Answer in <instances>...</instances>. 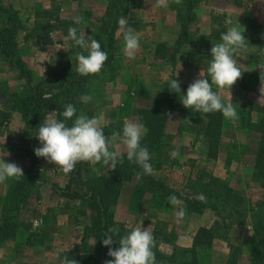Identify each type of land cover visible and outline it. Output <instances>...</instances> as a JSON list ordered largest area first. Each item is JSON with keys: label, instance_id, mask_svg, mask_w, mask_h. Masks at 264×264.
<instances>
[{"label": "rangeland", "instance_id": "374dc122", "mask_svg": "<svg viewBox=\"0 0 264 264\" xmlns=\"http://www.w3.org/2000/svg\"><path fill=\"white\" fill-rule=\"evenodd\" d=\"M144 1L145 0H141V7L139 9L129 10V15L137 18L139 27L135 29V31L139 37V41L148 38V43L151 44V41L153 42L151 34L154 35L152 32L155 31V29L152 27L150 18L152 12L156 8L150 7V4L148 3L149 0L147 1V5L149 7L145 4L143 5ZM175 1H173L172 6L183 7L181 23L185 22L187 20L184 15V7H186V4L184 0H180V2L177 3L178 5H176ZM52 2L50 3L49 0H31L30 6L25 7L21 6L20 0H0V4L11 6L16 9L19 12L22 21L30 19L31 22L29 21L27 25L32 23L33 18L31 10L34 8H41L44 10L42 8L44 4L50 6L45 10L51 9L53 11L54 14L51 18L52 20L58 18L60 20L65 19L74 21L77 17H83L84 19L82 23L78 25V35L83 36L85 39L87 38L85 35L90 31L91 26L96 24V20L100 18L105 11V2L102 0H58L57 2ZM198 4L193 10L194 14L192 12L194 16L192 22L189 24L190 38L192 35L191 33H193L191 25L198 21V12L196 10L198 8ZM237 6L238 7H236L234 12L236 17L233 18L236 20L235 22H241L243 19H246L247 16L254 17V21L256 22L253 24L255 37L263 39L264 30L261 32V29H259L258 26H264V0H239ZM168 10L164 13L174 15L173 9L168 7ZM154 13L156 12L154 11ZM220 13H214L212 16V19L216 20L215 23L217 25L221 22L223 24L226 19H229L227 15L225 16ZM200 19L203 20L205 18L201 16ZM163 30L169 34L173 33V29L171 28ZM207 30V27H205L203 32L204 35H207ZM176 32L178 35L180 32V25ZM50 34L52 35H50V41H52L46 45L42 44V42L38 39H36L35 42L25 44L21 41V34H19L20 36H17L18 41L21 43L19 48L22 59L26 62L36 79L42 78L47 81L51 80V73H53L54 69H57L58 66H61L62 64L59 57L66 54L71 48L70 41L66 40V36H63L61 32L52 31ZM165 36L163 35V38H165ZM115 38L117 39L118 48L122 51L123 34L120 31H117ZM54 43L59 45L55 46ZM263 45L264 43H262V48H259V46L257 47L260 49V53L258 54L259 59L256 66L257 70L254 68L252 69L258 73L256 78L255 76H252L244 80L247 86L249 85V88H251L252 91L255 90V93L259 95L260 98H256L253 95L239 98L242 102L237 106V108L235 107L239 118L241 116L245 117L248 112H252L251 119L255 120L256 117L254 109L257 106V102H261L262 99L264 102V92L260 93L259 80L260 71L261 69H264ZM241 57L244 58L245 56L240 53L239 58ZM236 59H238V57ZM157 60L168 69H175L177 66V62L175 66L172 67L167 63L165 64L163 60ZM180 60L182 61V59ZM58 61L61 62V64H58ZM178 64H180V62H178ZM149 65L152 66L148 67ZM159 65L160 64H155L150 54L147 52L142 60L139 59L135 65L133 64V68L129 65V67L133 69L131 70V76L135 75L132 78L133 84H135L134 87L138 82L142 85V88L146 90L145 99L138 101V95L134 92L135 88L128 89V85H124L125 87L120 86L121 90H118V86L117 84L114 85V82L109 83L106 87H102L98 82H95V84H92L89 87L88 94L85 93V95H91L92 100L88 103H83L86 110L80 111L79 115L84 114L88 116V113H90L92 117H101L102 127L105 130L103 131L108 137H111L113 133L122 134V129L126 122H138L136 110L141 108V106L152 107L155 102L154 100L156 99L155 96H158L159 98L162 95H160V90H163L167 84V87H169L170 82L174 80L173 75H168L167 73L160 71L158 69ZM205 77L210 79L208 76ZM240 79H242V76ZM52 81L48 87L49 94H58L60 91L56 86L60 84V80H55L54 78L55 83ZM239 81L237 82L239 83ZM237 82L233 86L236 87L238 85ZM32 83L34 84V82ZM28 88V84L24 80L19 79L16 71L9 67L0 56V109H8L9 94L26 93ZM180 88L186 95L187 88L183 86H180ZM235 89L228 93L229 90L227 89L220 91L216 89L215 86L213 87V91L219 92L221 101L225 105L227 101H231L230 99L236 100V98H233L232 96L233 92L237 95ZM118 91L122 92V94H119ZM167 91L169 92L170 90ZM47 96L48 95H46V97ZM233 104L235 105L236 103ZM79 106L81 107V105ZM178 113H185L187 115L195 114L197 117H200L198 116L200 112H195L192 109L185 112H174L175 115ZM51 115H56V113L54 111L46 113L43 122L46 116ZM196 116L194 119H197ZM239 118L236 120H224V132L222 133L221 144L215 158H213L210 153L208 154L209 151L204 139L194 141L192 136L193 133L188 134L184 132L185 135H183V139L175 141L176 143L181 144V150L179 151L178 158H172V151H168L166 149L169 144L166 145L165 140L163 141L162 139L161 147L154 151V158L161 163L159 169L154 172V177L167 185L173 191H176L181 195L184 194L185 196H188L203 193L205 191L204 186L210 183V178L206 175H210L218 179L217 184H219L220 187L224 184H228L229 187L239 191L252 207H255L261 201L262 195L264 194V180L258 179V181H256L252 176V173L254 172L252 166L253 150L257 144V138L255 135L246 133L245 130L241 128V125H239ZM23 121L24 120L21 118L20 114L14 112L10 115L9 119H7L2 126H0V159H3L6 163L14 162L25 170L30 166V158L34 157L36 160V168L39 179L35 190L29 198L30 207L24 214L25 221L30 224V229L27 232L20 233V235H24H19L16 240L13 239L0 244V264H18L21 261H27L24 257L25 255H27L29 260L37 259L36 257L38 254L35 252L36 246L30 247L28 245L29 243L32 244V239H34V243L41 245L43 240H41L42 237L40 236V233H42V230L46 227V225H51V223H55L56 220H59L60 223L62 222V225L64 226V231L63 229L58 230L61 236L63 234L67 236L68 231L71 229V232L78 234L81 233L80 236L83 238L84 229L89 227L91 224L92 206L89 198L85 196L77 200H70L60 196L62 188L67 185L68 175H64L60 170L56 169L54 164H49L44 160V158H38L35 155L34 149L41 147L40 142L38 143V146L34 148L31 147L29 150L30 153L28 154L25 142L26 140L31 141L35 132L26 128ZM185 125L187 126L184 127L183 123L176 121V119H172L169 129L178 131L179 129H177V126H180L185 131H192V127H189L188 124ZM183 148L187 152L182 150ZM109 150L117 152L118 155L125 152L119 139L111 144ZM164 152H166L165 156L163 155ZM106 168L107 167H104L102 164L94 165L83 162L78 166V176L81 179H84L94 175H99L107 170ZM42 169L43 172L41 171ZM201 174L206 176H204L205 179L198 181V184L195 185L194 182ZM133 184H125L122 187L121 193L123 190H127V188H125L126 185ZM193 184L195 185L194 187H192ZM209 185L212 186L213 183H210ZM5 187L6 181L0 184V195H3ZM145 187L146 186H144V188ZM74 189H77L80 193L83 191L78 186L77 188L74 187ZM149 189L152 192L151 199L141 201L138 204V208H136L137 214L129 216L126 215L124 218L127 220L126 224L125 222L123 223L125 220L118 214L117 216L119 218L116 223L124 225L128 231H131L135 227H140L141 229L149 228L151 233L153 231H161L162 235L159 241V249L162 253L170 254L172 247H175L177 250L189 247L191 245L192 235L195 234L198 227L201 225L205 226L211 224L210 221L212 220V216L210 218L209 216L201 217V215H189L187 212L185 218L180 223H177L175 220V212L179 211L181 208L185 209L184 202L178 199L179 203L173 206L169 203L168 198H165L162 193L151 188ZM128 192L129 191L125 192V197H127ZM50 200L53 201L51 204H54L55 208L52 209L54 211L49 213L47 212L48 208L45 206V202L47 205ZM64 202L70 204L66 209L63 206ZM45 212H47V214ZM205 212L214 214L211 210H206ZM133 217H135V219ZM33 221H40L39 225L35 227V229L33 227ZM210 226L214 227L213 224ZM59 227L62 228V226ZM248 229L249 228L232 227L227 234L223 236H221L222 231H220V236L216 237L213 246L210 249L201 250L200 264H226L231 255H236V259L234 261L235 264H246L245 257L248 248L246 242V232ZM27 233H31V236L34 237L32 238L30 236L28 243H26L28 238ZM21 237H23V240ZM20 240H22V242ZM67 241H70L69 236L66 239L60 237L58 242L63 244ZM91 244L92 242L89 243L90 246ZM20 245L25 246L21 247ZM65 248V246H61V250ZM72 249L73 247H71V249L69 248V250ZM58 254H52L55 256V261L53 260V263H61L58 259Z\"/></svg>", "mask_w": 264, "mask_h": 264}, {"label": "trees", "instance_id": "16d2710c", "mask_svg": "<svg viewBox=\"0 0 264 264\" xmlns=\"http://www.w3.org/2000/svg\"><path fill=\"white\" fill-rule=\"evenodd\" d=\"M102 1L105 2L104 14L96 20L94 26H91L85 37L88 40L94 38L100 41L101 50L107 52L108 59L103 69L98 75L80 76L76 71L75 53L82 50L74 47L72 41L69 40L71 48L65 55L59 57L62 64L58 61L61 66L54 69L51 73L52 79L49 81L42 78L36 79L33 76V72L22 59L17 36L21 32H25V41L38 39L46 45L51 42L50 33L52 31H59L63 36H67L68 28H78V25H75L74 21L71 20L58 18L52 20L54 13L51 9L34 8L31 10L32 23L28 26L27 23L30 19L22 21L16 9L0 4V56L9 67L16 71L17 77L24 80L29 86L26 93L9 94L8 109H0V126L9 119L12 113H19L26 128L35 132L31 141L26 140L25 142L28 154L31 147L38 146L39 140L36 136L46 113L54 111L57 118L62 119L59 113L64 111L65 105L72 104L76 108L77 115H79L80 111L86 110L79 97L82 94H88L89 87L95 82H98L102 87L115 82L120 70L124 68V53L118 48L115 38L119 28L118 19L124 16L128 26L137 29V18L130 16L129 10L139 9L141 0ZM184 2L186 4L184 15L187 20L180 23V32L175 41L172 44L157 43L153 48L154 57L163 60L165 64L167 63L172 67L175 66L182 49L191 42L189 24L194 16L193 10L200 0H184ZM218 25L219 28L216 24L213 34L220 39L221 33L227 30L225 23L222 24L221 22ZM54 78L60 80V84L56 86L60 92L50 95L48 87L52 80L55 83ZM240 85L241 88L250 90L246 83ZM46 95L48 96L46 97ZM183 95L185 92L182 89L180 93L170 90L155 100L152 107H141L136 110L138 122L143 123L147 129V134L142 138L141 144L148 148L151 155L150 163L155 171L159 169L161 163L154 158V151L161 147L169 114L190 110L186 109L179 101ZM254 113L255 120L251 119L252 112H248L245 117L238 118L241 128L257 138V144L253 150L252 166L254 172L252 176L258 181V179L264 180V102L255 107ZM88 114V117L91 118L92 115ZM200 114L204 120V127L199 130H202L201 135L206 142L208 154L210 153L215 158L221 144L225 118L220 112L209 114L200 112ZM67 123L71 125L72 121ZM194 130L196 129L194 128ZM118 156L124 159V163L118 164L114 171L107 169L99 175L81 179L78 176L80 163L75 172L68 174L67 185L62 188L60 196L70 200L87 196L92 206V216L91 224L84 229L80 244L75 245L72 250L60 252L58 254L59 261L63 260L65 256L69 259H75L77 264H104L106 260L112 259L107 255L108 248L102 243L104 233L109 227L119 229L118 237H113L115 243L112 247L115 249L119 247V237L130 232L124 225L116 223L114 206L120 197L122 187L125 184L135 183L159 191L165 198L175 195L184 202L186 212L189 215H202L206 210H211L216 217L214 227H199L192 236L189 247L180 250L173 247L170 254H164L159 249L162 232L153 231L152 234L155 239L153 251L156 256V264H200L201 250L210 249L216 237L220 236V231H222L221 236H223L232 227L249 228L246 232L248 246L245 257L246 264H264V194L261 201L252 207L239 191L229 187L228 184L220 187L217 184V178L206 175L213 185L210 186L208 183L204 186L205 191L201 194L205 199H201V194L181 195L156 179L154 173L149 176H141L138 179L136 173L140 172L141 169L136 164L127 161L126 152ZM204 176L199 175L194 184L196 185L198 181L205 179L206 176ZM38 179L36 160L32 157L30 158V166L23 170V177L18 181H6L4 193L0 195V244L13 239L16 240L20 233L30 229V224L25 221L24 214L30 207L29 198L36 188ZM194 184L192 187L195 186ZM77 186L83 190V193L74 189ZM90 242H92L91 246L89 245ZM235 259L236 255H231L226 264H235Z\"/></svg>", "mask_w": 264, "mask_h": 264}, {"label": "clouds", "instance_id": "9594fccd", "mask_svg": "<svg viewBox=\"0 0 264 264\" xmlns=\"http://www.w3.org/2000/svg\"><path fill=\"white\" fill-rule=\"evenodd\" d=\"M177 3L180 0H176ZM157 8L168 7V0H156ZM83 17L74 20L75 25H80ZM225 26L232 25V20L226 19ZM118 31L123 34L122 51L129 60L135 59L140 48L139 37L134 28L128 26L124 16L118 19ZM219 28V25H217ZM241 26L227 27V31L221 33L220 42L211 48V60L207 69L208 78L200 74V78L194 80L187 88L186 95L181 96V103L186 109L205 114L220 112L226 120L238 119L236 108L232 102L224 104L218 91H213V86L222 91L230 90L241 78V64L237 63L235 54L245 50L244 29ZM70 40L77 51L76 71L80 76L98 75L108 59L106 51L101 50V43L96 39H85L78 35L77 27H69L65 37ZM86 53V54H85ZM241 65V66H238ZM260 93L264 92V69L260 75ZM210 81V82H209ZM170 90L180 93V84L176 79L170 82ZM81 103L92 100L91 95H81ZM62 119L56 115L46 116L44 122L39 126L37 139L41 147L34 149L38 158H44L49 164H54L56 169L64 175L73 173L77 165L83 162L90 164H102L109 171H114L118 164H123L124 159L117 152L110 151L111 144L119 139L126 152L127 161L136 164L141 171L136 173L137 178L152 175L155 171L150 163L151 155L146 146H142V138L147 134L143 123L128 121L124 124L121 133H113L111 137L105 135L102 127V118L94 116L89 118L84 114L77 115L76 108L67 104L64 111L59 113ZM75 117V119H73ZM171 117V114H169ZM72 121L71 125L67 122ZM172 158L179 157V151L172 152ZM43 172V169L41 170ZM23 177V169L16 163H6L0 159V184L7 180H19ZM201 199L205 197L201 194ZM168 201L175 206L179 203L175 195H170ZM186 216V210L181 208L175 212V220L180 223ZM40 221H33V227H37ZM119 229L109 227L104 233L103 246L108 248L107 255L112 259L106 260L104 264H156V256L153 251L155 239L148 229L140 227L133 228L129 233L119 237L118 248H113L115 243L113 237H118ZM61 264H77L75 259L67 256L61 260Z\"/></svg>", "mask_w": 264, "mask_h": 264}, {"label": "crops", "instance_id": "0c3cea01", "mask_svg": "<svg viewBox=\"0 0 264 264\" xmlns=\"http://www.w3.org/2000/svg\"><path fill=\"white\" fill-rule=\"evenodd\" d=\"M21 1V6H30L31 4V0H20ZM57 2L58 0H49V2ZM145 0L143 5L145 4L147 7H149L147 4H150V7L152 8H156L154 9V11L156 13H154V11L152 12L151 15V24L152 27L155 29V31H153L152 33H154V35L151 34V38L153 39V42L151 41V44L148 43V38L145 39L147 41H145L144 39H142L141 41H139L140 43V48L138 50V52L136 53V57L135 59L129 60L126 57L124 58V68L120 70L119 75L117 77V80L113 83L114 85L117 84V88L118 90L120 89V86L125 87L124 85H128V89H134L135 93L138 95L137 100H142L145 99V95H146V90H144L142 88V85H140V83L138 82L136 84V86L134 87L135 84H133L132 78L135 75L131 76V67H134L133 64L135 65L137 63V61L139 59H143L146 55V52L148 54H150L151 58L153 59V61L155 62V64H160L158 69L160 71H163V73H167L168 75H173V78L176 79L178 81V83L180 84V86L186 87L188 88V86L197 78H200V74L202 77L207 78L205 76H208L207 74V69L209 67V62L211 60V48L213 45L217 44L220 42L219 38H216L213 34V31H215V21L214 19H212L213 14L214 13H220L223 15H227L228 18H231L232 20V25H228L225 26L226 30L227 27H231V26H238V24L241 26V31H243L244 29V36H245V45L246 48L245 50H243L242 52H239L237 54H235V59L238 57L237 63L241 64L238 66H241V70L242 72V79H239V83L237 82V86H232L233 89H235L237 95L233 92L232 96L233 98H236V100H232L231 101H227L226 104L232 102V103H236L234 106L237 108V106L239 104H241V100H239V98L242 97H246L248 95H253L256 98H260L259 95H257L255 93V90L252 91V89L250 88V90H245L243 88H241V83H246L244 80L252 77V76H257V72L253 71L252 69L254 68L255 70H257L256 66L258 63V54L260 53V49H258L257 47L259 46V48H262V43H264V38H256L255 37V30L253 27V24L256 23L254 21V17H250L247 16L246 19H243V21H238V23H236L233 18L236 17L234 15V12L236 10L237 3H239V0H201L198 4V8L197 10V15H198V21L194 24L191 25V27L193 28L191 33V42L185 47L183 48L181 54L179 55V57L177 58V66L175 69H168L165 65H163L162 63H160V61L157 60V58L154 57L153 55V48L157 43H167V44H172L176 37H177V32L176 30H178L179 25L181 23L182 20V12H183V7H173V1L175 0H168V7L170 9H173L174 11V15H169V10L168 7L167 8H157L156 5V0ZM52 2V3H53ZM176 2V1H175ZM176 5L177 2H176ZM201 5V6H200ZM50 6H47L46 4H44V6L42 7L43 9H48ZM168 10V13H164L165 11ZM206 13V14H205ZM101 16V14H100ZM201 16H203V18L205 19H200ZM200 17V18H199ZM31 22V21H30ZM203 25V26H202ZM30 26V25H28ZM139 27V26H138ZM137 27V28H138ZM205 27H207V35H204V29ZM252 27V28H251ZM171 28L173 29V33L169 34L167 32H164L163 29H168ZM259 29L264 30V26H258ZM175 30V32H174ZM22 36V43H29V42H35L36 39L34 41H31L30 39L25 41V32H21L20 33ZM150 34V33H149ZM51 35V34H50ZM163 35L165 36V38H163ZM171 35V36H170ZM20 36V35H19ZM52 36V35H51ZM52 41V40H51ZM18 44L20 46V41H18ZM55 46H58L59 44L54 43ZM264 48V45H263ZM258 49V50H256ZM256 50V51H255ZM243 54L245 57H241L239 58V54ZM63 54V53H60ZM65 55V54H64ZM182 59V61L180 60ZM137 60V61H136ZM178 62H180V64H178ZM152 65H149L148 67H151ZM249 66V67H248ZM248 67V68H246ZM246 68V69H244ZM170 71V72H168ZM248 75V76H247ZM247 85V84H246ZM168 84L164 87L163 90H160V95L163 93L168 92L167 90H170L169 87H167ZM214 87V86H213ZM249 87V85H248ZM255 88V87H254ZM233 89H230L228 91L231 92L233 91ZM117 90V89H116ZM228 90V89H227ZM124 91V90H123ZM127 91V90H126ZM258 92V91H256ZM116 93V92H115ZM119 94H122V92L118 91ZM251 93H255V94H251ZM142 95V96H141ZM156 99L158 98V96H155ZM232 98V97H231ZM155 99V100H156ZM154 100V101H155ZM263 103V99L261 100V102H257V105H262ZM144 107V106H141ZM149 107V106H148ZM192 114V113H191ZM177 115V117H176ZM172 114L171 117H169V119L167 120L166 123V127H165V131H164V136H163V141L165 140V144H169L167 145L166 149L168 151H180V143H176V140H182L183 139V135H185L184 132L188 133V134H192L193 133V139L194 141H200L203 140V137L201 135V131L199 130L200 128L202 129L204 127V120L202 115H198L200 117H197L195 114L193 115H187L185 113H178V114ZM197 117V119H194V117ZM239 117V115H238ZM172 119H176V121H180L181 123H183L184 127L187 126L185 124H188L189 127H192V131H185L183 130L180 126H177V129H179L178 131H173L170 128V122ZM228 122V121H227ZM194 128L196 130H194ZM185 129V128H184ZM199 130V132H197ZM170 134V135H169ZM178 145V147H177ZM165 150V149H164ZM182 150H185L184 148ZM124 151V150H123ZM122 151V152H123ZM185 152H187L185 150ZM166 152L163 153V155L165 156ZM107 169V168H106ZM127 190L126 191H122L117 203L114 206V211H115V219L116 222L118 221V214L124 219L126 217V215H136V208H138V204L141 201H146V200H150L151 199V195L152 192L150 191V189L148 187H145L139 184H133V185H126ZM124 188V189H125ZM129 191L127 194V197L124 196L125 192ZM52 200L48 201V204L46 205L45 202V206H47V212H52L54 210H52L53 208H55L54 204ZM44 205V203H43ZM70 204L65 203L63 204L64 208L66 209L67 206H69ZM47 212H45L47 214ZM208 212H204L201 217H211V224H214V222L216 221V217L214 214H211ZM135 219V217H133ZM137 219V218H136ZM125 220V219H124ZM202 221V219H201ZM125 222V224L127 223V220L123 221V223ZM210 224V225H211ZM210 225H199L200 227H206V228H210ZM59 226H62L59 227ZM64 226L62 225V222L60 223L59 220H56L55 223H51V225H46V227L43 228L42 233H40V236L42 237L41 240H43V243L40 244H36L34 243V237L31 236V233H27V241L26 243H28L29 237L31 236L32 240V244L29 243L28 246H36L35 248V252L38 254L37 255V259H31L29 260L27 255H25L24 257L27 259V261H21L18 264H61L59 262H54L55 261V256H53L52 254L56 253L58 254L60 251L63 250H69V248L71 249V247H74V245H77L80 243L81 241V233H74L71 232V229L68 231L67 236L65 234H63L62 236L60 235V233L58 232L59 229H63L64 231ZM199 228V227H198ZM24 235V234H21ZM20 235V236H21ZM36 236V235H35ZM69 236L70 241L64 242L63 244H60L58 241L60 240V237H63V239H66ZM73 236V237H72ZM193 236V235H192ZM72 237V239H71ZM23 240V237H21ZM38 238V236H37ZM22 240H20L22 242ZM25 242V241H23ZM30 242V241H29ZM26 245V244H25ZM25 245H20L21 247L25 246ZM38 246V247H37ZM61 246H65L66 248L61 250ZM173 247L171 248L172 251ZM52 253V254H51ZM22 254V253H21ZM25 254V253H24ZM36 260V261H35ZM39 261V262H38Z\"/></svg>", "mask_w": 264, "mask_h": 264}]
</instances>
